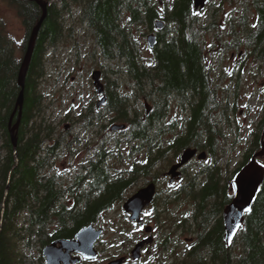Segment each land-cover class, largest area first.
Returning <instances> with one entry per match:
<instances>
[{
  "label": "trees",
  "instance_id": "1",
  "mask_svg": "<svg viewBox=\"0 0 264 264\" xmlns=\"http://www.w3.org/2000/svg\"><path fill=\"white\" fill-rule=\"evenodd\" d=\"M5 1L25 28V36L17 44L23 54L41 8L34 0ZM41 1L47 3V13L25 76L15 148L9 126L18 115L17 110L13 112L20 91L17 76L22 56L17 55L14 39L0 22V264H44L43 246L56 239L72 238L82 226L95 224L104 211L121 202L140 181L157 182L153 168L166 159H175L187 147L205 151L215 160L192 174L185 173V166L186 180L176 189H167L163 199L166 204L183 198L192 206L188 221H184L186 216L176 220V226L182 229L186 225L184 230L195 236L177 264H264V179L233 243L226 247L223 240L221 212L232 193L228 184L231 177L227 180L223 176L218 154L225 149L223 127H230L228 94L214 83L199 39L201 31L220 34L221 26L216 23L219 6L208 10L206 20L196 26L198 16L192 0H171L163 11L164 28L156 31L154 23L161 15L154 0ZM220 1L223 4L226 0ZM71 3L78 5V20L101 57L115 62V74L128 77L135 88L134 100L144 96L151 108L139 113L128 95L114 89L115 81L104 78L103 69L107 102L99 111L89 106L88 113L81 116L83 125L102 130L106 123L99 121L105 111L112 114L109 124H126V128L113 133L110 146L106 137L98 140L93 155L64 185L60 175L46 172L69 143L63 134L55 137V129L46 123L40 78L45 73L44 54L55 48L64 35L63 17ZM248 10L254 11L253 22L247 21ZM148 29L157 37L156 45L150 49L149 64L142 58L143 45L139 41ZM227 34L235 39L226 41L229 46L238 47L242 41L249 55L264 59V0H248L239 15L228 21ZM238 36L242 40L238 41ZM108 71L114 72L110 67ZM171 97L177 98L180 109L187 113L182 126L177 118L165 121ZM172 132L173 136L166 139L165 135ZM263 132L264 117L238 169L260 149ZM123 145L129 156L132 151L144 152L143 159H131L124 169L115 167L112 161L124 157L120 149ZM159 193L155 194L154 205Z\"/></svg>",
  "mask_w": 264,
  "mask_h": 264
},
{
  "label": "rangeland",
  "instance_id": "2",
  "mask_svg": "<svg viewBox=\"0 0 264 264\" xmlns=\"http://www.w3.org/2000/svg\"><path fill=\"white\" fill-rule=\"evenodd\" d=\"M154 1L157 3L156 8L161 15L159 19L164 20L162 17L164 16L165 5H168L171 0ZM219 1L207 0L204 10L196 12L198 16L196 26L201 25L206 20L208 10H214V7L219 6L216 12V23L221 26L220 34L216 31L208 33L201 31V36H198L204 49V59L211 68L214 83L220 90L225 89L228 94L227 106L229 107L230 127L227 125L223 127L226 143H223L224 151L218 154V163L223 167V176L229 180L237 163L241 161L245 150L248 148L253 133L257 131V127L264 117V59L249 55L250 51L241 44L242 41L238 47L229 46L226 43V41L228 43L231 40L235 41L234 37L231 39L227 34L228 21L239 15L248 0H242V2H240L241 0H231L234 5L228 0L224 1L223 4ZM78 8V5L71 3L70 10L64 15V35L57 42L55 48L47 50L44 54L45 73L40 78V89L44 95L43 111L46 123L55 129V137L63 134L65 141L69 143V148L60 151L58 157L47 167L46 172L60 175L64 185L78 172V168L84 164L87 158L93 155L96 148L95 143L98 140L106 137L110 146L112 145L110 138L115 136L113 135L115 132L111 131L108 123V119L112 115L110 112H101L103 120H100L99 123H106L102 130L95 126L86 127L83 125L81 116L88 113L89 106H93L95 111H99L96 108L99 96L91 79L93 70L102 71L104 69V72L106 71L104 78L114 80L116 83L114 89L121 95H128L131 105L139 113H145L144 111L150 105L144 96L134 100L135 88L128 77H125L124 74L120 76L115 74L116 71L113 67L115 62L101 57L99 48L94 45L93 39L87 35L84 25L78 20ZM247 15V21L253 22L254 11L248 10ZM0 22L3 23L7 33L14 39L17 55L22 56L17 44L24 38L25 28L15 10L5 0H0ZM150 33L152 32L148 29L144 32L143 37H139V41L143 45L141 55L148 64L152 62L146 39ZM216 34L219 35L218 38H215ZM238 39H241L240 36L237 37ZM109 67L113 69V73L108 71ZM102 82L104 83L103 80ZM179 104L177 98L171 97L169 99V112L165 121L177 118L179 125L182 126V118H185L187 113L180 109ZM172 134L173 132L167 133L165 138H171ZM120 149L123 151L124 157L112 161L115 167L123 168L128 165L131 159L138 160L144 156V152L137 151H132V156H129V153L126 152L128 149L124 145ZM170 157L172 156L169 155ZM214 158L211 155L207 157L206 153L205 160H198L197 158L190 160L185 173L192 174L195 171H200L204 165L215 160ZM171 159L158 163L152 170L157 179L161 180L157 182V192H161L159 195L162 198L159 197L156 205L149 206L142 213L146 220L145 223L152 226L153 242L147 247L146 251H148L142 250L141 258L137 261L130 258L131 249L141 239L140 237L143 235L142 238L146 237V233L142 226L130 222L122 210L123 202L131 194L152 181L142 180L125 193L121 202L116 203L110 210L101 214L99 220L94 224L96 228L101 227L103 229L95 246L98 257L93 260L82 259L80 264H107L108 261L120 255H128V264H177L184 257L183 254L193 243L195 236L190 230H184L186 225L182 229L181 226H176V220L186 216L184 221H188L187 216L190 215L192 206L187 201H182L183 198L179 202L163 203V199H166L167 189L171 187L172 190L176 189L187 178L184 177V174L180 180L172 183V186L167 182V178H160L161 174L174 161H177V157ZM260 161H264V158ZM108 164L110 165V161ZM156 220H159L160 224ZM179 223L181 224V220ZM236 250L234 249L235 252ZM35 255L36 251L33 252V256Z\"/></svg>",
  "mask_w": 264,
  "mask_h": 264
},
{
  "label": "water",
  "instance_id": "3",
  "mask_svg": "<svg viewBox=\"0 0 264 264\" xmlns=\"http://www.w3.org/2000/svg\"><path fill=\"white\" fill-rule=\"evenodd\" d=\"M41 8V15L36 24L31 29L26 43V48L22 54L21 63L17 76V83L20 87L19 94L16 99L14 112L17 110V120L13 125L9 126L10 138L13 147H16V130L18 128L21 110L23 106V89L25 76L30 64L35 38L39 28L47 13V4L41 0H34ZM206 0H192L195 10H202L205 6ZM155 28L161 30L164 26L162 20H156ZM148 45L153 48L156 44V36L149 34L146 37ZM101 72L95 69L91 73V79L96 89V93L100 96L97 101V107L106 103V95L104 94V86L100 80ZM13 115V114H12ZM125 124L114 123L110 126L112 131L123 130ZM264 154V141H262V148L249 161L243 164L234 174L230 182V187L233 190V196L230 202L223 208L221 213L223 225V240L226 247H230L232 241L236 237L243 221L245 213L248 212L254 203L264 179V166L257 161L256 157ZM198 160L206 158L205 151H198L195 147H187L183 149L167 171L164 176L169 177V182H174L181 178V168L186 165L194 157ZM156 191V184L149 182L145 186L139 188L132 195H130L122 204V210L127 214L129 221L138 225L143 223L141 217L142 210L149 206L154 200ZM246 209H248L246 211ZM144 232L148 235L139 240L130 251V257L136 261L141 257V251L145 246L151 245L153 242L152 226L145 225ZM103 229L96 228L94 224L82 226L77 230L72 238H60L53 240L42 247L41 254L44 258L45 264H79L82 259L93 260L98 257L96 249V242L101 237ZM125 256L114 258L107 262V264H123Z\"/></svg>",
  "mask_w": 264,
  "mask_h": 264
},
{
  "label": "flooded vegetation",
  "instance_id": "4",
  "mask_svg": "<svg viewBox=\"0 0 264 264\" xmlns=\"http://www.w3.org/2000/svg\"><path fill=\"white\" fill-rule=\"evenodd\" d=\"M104 88H105V87H104ZM105 89H106V88H105ZM96 108H97V107H96ZM150 108H151L150 105H148V108H146L145 111H148ZM97 109L99 110V109H101V108H97ZM254 154H255V153H254ZM254 154H253V155H254ZM263 158H264V155H263L261 158H259V159L261 160V159H263ZM193 159H194V158H193ZM262 163L264 164V161H262ZM237 167H238V163H237V165H236V168L234 169L235 172L238 170ZM184 168H185V166L181 169V171H182V176H181V178H182L183 175H184ZM160 178H167V179H168V176H164V173H162L161 176H160ZM181 178H180V179H181ZM160 181H161V180L158 179L157 182H160ZM177 181H178V180H177ZM150 182H153V181H150ZM157 182L154 181V183L156 184V193H157V189H158V188H157ZM167 182L170 184V186H172V183H174V182L170 183L169 181H167ZM175 182H176V181H175ZM228 184H229V190H230V192L233 193V190H231V188H230V181H228ZM151 205H154V203H152ZM151 205H150V206H151ZM148 207H149V206H148ZM148 207H147V208H148ZM147 208H145V209L142 211V213H143ZM142 216H143V215H142ZM143 219H144V223H143L142 225H140V226H142V227H143L144 224H147V223H145V221H146L145 218H143ZM143 236H144V235H143ZM143 236H142V237H143ZM142 237H140V238H142ZM190 242H192V241H190ZM143 250L146 251V249H143ZM147 251H148V250H147ZM147 251H146V252H147ZM124 256H125L126 259H125V262H124L123 264H128V261H129V260H128V255H124Z\"/></svg>",
  "mask_w": 264,
  "mask_h": 264
},
{
  "label": "snow or ice",
  "instance_id": "5",
  "mask_svg": "<svg viewBox=\"0 0 264 264\" xmlns=\"http://www.w3.org/2000/svg\"><path fill=\"white\" fill-rule=\"evenodd\" d=\"M248 209H246V211H247Z\"/></svg>",
  "mask_w": 264,
  "mask_h": 264
}]
</instances>
